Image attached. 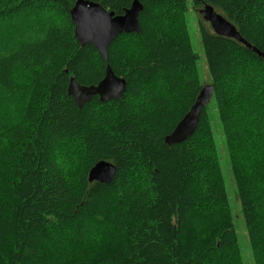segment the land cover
<instances>
[{
    "label": "trees",
    "instance_id": "16d2710c",
    "mask_svg": "<svg viewBox=\"0 0 264 264\" xmlns=\"http://www.w3.org/2000/svg\"><path fill=\"white\" fill-rule=\"evenodd\" d=\"M77 1L0 0V264H244L208 104L191 137L166 143L204 87L188 1L139 0L141 32L108 49L123 98L82 107L71 78L98 85L107 61L77 41ZM88 1L122 15L135 0ZM192 3L264 54V0ZM199 24L252 257L264 264V57ZM101 161L116 168L109 184L89 181Z\"/></svg>",
    "mask_w": 264,
    "mask_h": 264
},
{
    "label": "water",
    "instance_id": "95a60500",
    "mask_svg": "<svg viewBox=\"0 0 264 264\" xmlns=\"http://www.w3.org/2000/svg\"><path fill=\"white\" fill-rule=\"evenodd\" d=\"M143 6L135 0L130 9L122 15L105 9L98 3L88 0H78L71 10V18L75 25V36L82 45H91L97 49L107 61L105 78L98 85L82 86L74 78L70 80L69 94L75 103L82 107L98 96L102 102L120 101L127 89V81L118 77L108 64L109 46L122 34L140 33L139 21ZM205 21L211 24L217 35L233 38L243 43L260 57H264L258 49L246 42L237 28L218 13L214 7L206 5L200 11ZM214 97V86H204L191 111L176 126L171 135L166 138L169 145L186 141L197 130L202 111ZM116 168L109 162L101 161L89 173L90 182L109 184L115 176Z\"/></svg>",
    "mask_w": 264,
    "mask_h": 264
},
{
    "label": "rangeland",
    "instance_id": "374dc122",
    "mask_svg": "<svg viewBox=\"0 0 264 264\" xmlns=\"http://www.w3.org/2000/svg\"><path fill=\"white\" fill-rule=\"evenodd\" d=\"M187 1L189 6V12L186 15V20L188 22V29H189L193 49L199 56L198 66L201 76V82L203 86L211 85V76L208 70V64L202 46V40L199 29V25H200L199 21L201 17H203L202 15H200V11L202 9L200 10L199 8L193 6L192 0H187ZM212 101L208 104V113L210 115V119L212 120L214 137L216 140L217 149L222 165L223 176L226 183L227 192L229 195L231 215L233 217L234 225L238 235L242 260L244 264H254L252 251L250 249L249 240H248L246 223L236 189V182L234 180V176L232 172L226 141L222 132V127L216 109V104H214V102Z\"/></svg>",
    "mask_w": 264,
    "mask_h": 264
}]
</instances>
